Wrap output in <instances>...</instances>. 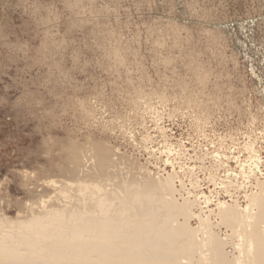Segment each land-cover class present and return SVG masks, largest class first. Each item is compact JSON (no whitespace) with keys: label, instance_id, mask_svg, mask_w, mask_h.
<instances>
[{"label":"rangeland","instance_id":"rangeland-1","mask_svg":"<svg viewBox=\"0 0 264 264\" xmlns=\"http://www.w3.org/2000/svg\"><path fill=\"white\" fill-rule=\"evenodd\" d=\"M68 140L102 193L94 142L172 176L227 239L208 210L264 176V0H0V213L53 194Z\"/></svg>","mask_w":264,"mask_h":264},{"label":"bare ground","instance_id":"bare-ground-1","mask_svg":"<svg viewBox=\"0 0 264 264\" xmlns=\"http://www.w3.org/2000/svg\"><path fill=\"white\" fill-rule=\"evenodd\" d=\"M81 146L69 140L62 146L65 162L57 169L61 181L48 182L52 195L42 194L34 204L27 203L26 211L15 218L0 213V264H264L263 175L243 190V207L231 198L218 200L208 210L218 224L230 229V236L240 239L237 254H229L225 245L230 236H224L225 241L213 230V222L202 216V209L193 211L199 196L180 202L173 198L177 190L172 176L160 178L146 170L149 173L142 176L129 166L122 172L117 149L94 142L91 166L96 178L116 175L111 180L119 184L102 193L89 174L94 183L84 181ZM158 193L162 195L156 197ZM191 218L197 219V227L188 224Z\"/></svg>","mask_w":264,"mask_h":264}]
</instances>
